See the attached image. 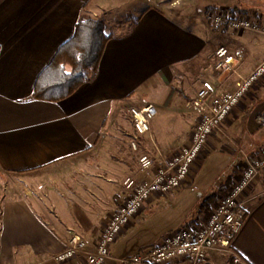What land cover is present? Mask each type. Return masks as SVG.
<instances>
[{"label": "crops", "instance_id": "0c3cea01", "mask_svg": "<svg viewBox=\"0 0 264 264\" xmlns=\"http://www.w3.org/2000/svg\"><path fill=\"white\" fill-rule=\"evenodd\" d=\"M172 1L146 0L135 14L114 21L107 17L112 7L106 0H0V188L7 176L30 178L28 194L18 188L5 198L1 189L0 264H59L52 257L72 235L86 243V252L93 251L126 195L123 181L142 177L138 156H150L156 167L188 142L196 114L185 101L197 87L215 94L232 90L264 58L263 33L213 27L211 32L198 23L208 24L196 13L199 6L194 3L195 16H190ZM233 5L258 12L264 21V2ZM81 14L104 19L106 31L114 33L96 76L62 101L29 99L37 76L71 38ZM219 46L235 56L227 73L214 67ZM147 104L157 113L133 151L134 128L130 133L119 129L124 122L119 112ZM263 121L264 78L210 138L190 183L153 197L139 222L112 246L105 264L153 248L163 234L184 224V214L201 201L189 198L190 189L196 181L208 184L201 168L211 155L223 176L214 187L216 201L197 218L213 209L246 157L264 156ZM240 201L250 205V212L230 248L212 249L206 264H264V175L252 180ZM180 209L185 211L179 217L171 216Z\"/></svg>", "mask_w": 264, "mask_h": 264}, {"label": "built area", "instance_id": "2783aa9c", "mask_svg": "<svg viewBox=\"0 0 264 264\" xmlns=\"http://www.w3.org/2000/svg\"><path fill=\"white\" fill-rule=\"evenodd\" d=\"M179 1L173 0L170 4L175 6ZM226 11V6H219L214 11L196 8V13L213 28L264 34V21L261 19L251 14L224 18ZM213 56L214 67L220 73L233 69L235 56L227 47L219 46ZM262 78L264 58L232 90L215 94L205 87L199 88L191 99L185 101L186 108L196 114L188 142L156 167L150 156L140 154L137 162L142 177H127L123 181L126 195L103 226L95 249L86 252V243L79 236L72 235L67 246L55 253L52 260L59 264H105L112 246L128 226L139 222L146 204L153 197L171 194L190 183L191 172L204 158L210 138L221 130L236 105L254 94ZM127 111L134 128L129 145L137 151L139 139L149 131L157 110L153 104H147L143 107L128 106ZM260 175H264V156L246 157L235 180L206 215L168 231L153 248L121 258L117 264H206L209 251L230 248L233 237L251 210L247 202L240 201V196ZM72 261L74 263H70Z\"/></svg>", "mask_w": 264, "mask_h": 264}, {"label": "trees", "instance_id": "16d2710c", "mask_svg": "<svg viewBox=\"0 0 264 264\" xmlns=\"http://www.w3.org/2000/svg\"><path fill=\"white\" fill-rule=\"evenodd\" d=\"M254 1L264 2V0ZM218 7L219 5H210L206 6L205 10L214 11ZM226 7L224 18L249 14L246 7ZM252 16L259 19L261 17L256 11L252 13ZM137 20L135 18L134 23ZM106 28L104 19L81 14L74 24L71 38L59 47L51 62L37 76L29 99L47 102L62 101L84 83L92 81L96 76L106 44L114 36L113 31L107 32ZM213 199L214 194H210L201 200L195 214L186 224L196 221L199 213L208 207Z\"/></svg>", "mask_w": 264, "mask_h": 264}, {"label": "rangeland", "instance_id": "374dc122", "mask_svg": "<svg viewBox=\"0 0 264 264\" xmlns=\"http://www.w3.org/2000/svg\"><path fill=\"white\" fill-rule=\"evenodd\" d=\"M106 1L109 2L111 7H112V10L108 13L107 17H109V19H113L114 21H117L120 19V17L123 14L130 13L131 11L133 14H135L137 12L138 6L139 5L140 6L145 5L146 0H106ZM237 2H238V0H193V1L192 0H181L178 3L179 5H176V10H178L182 14L195 16L194 3L197 6H199L200 8L202 7V9H205L206 6L219 5V4H223V3L227 4V6L233 7L234 6L233 4L237 3ZM249 13L252 15L253 11L250 10ZM103 17H106V16H103ZM198 20H199L198 23H200L201 25L208 28L211 32L214 30L211 25L203 24L200 21V19H198ZM198 88L199 87H197V90H198ZM119 116L121 118H123L122 120L124 121V122H122L121 126H120V124L118 125V126H120L119 129L123 132H128V133L132 132L133 123H132V120L130 118L128 111H126L125 108L120 109ZM207 156H208V154H207ZM213 156H215V155H211L209 160L206 159L204 161V163L202 164L203 167L201 168V170L206 171V172H204V178H205L204 181H206V182L208 181L207 182L208 184H204V183H202V181H196L194 188L190 189L191 191L193 190L191 196L189 197V198H191V200H194L195 198L203 200L204 198H206L210 194H213L214 192L217 191V190H215L214 187H215V185H219V180L223 175H220V171H218L217 168H214L213 159L215 157L213 158ZM206 176H207V178H206ZM200 178L202 180V175ZM209 180H212V182H210L211 184H213V186H211V188H209V185H210ZM29 184H30V178H28V177H23L22 180H20V178H18V176L16 178L14 176H7L4 180V186L0 188V194H1V189H2V193L4 194L5 198H7V197H10L13 195L14 189H18V188L22 191V193L28 194V192H29L28 185ZM4 196H2V198ZM213 201H216L215 193H214ZM199 204H200V202H199ZM196 208H197L196 206H195V208H193V205L190 206V208L187 210L188 214H184V216H183V223L184 224H186V222L190 221V218H192V216H193V214L190 215V212L193 210V212L195 214ZM183 211H185V210L184 209L175 210V211L171 212V216L175 217V218L179 217V215ZM165 216L166 215H164V217ZM187 217L189 219H186ZM159 223L160 222H156L155 225L157 226V225H159ZM184 224H182V225H184ZM144 230H149V229L146 228Z\"/></svg>", "mask_w": 264, "mask_h": 264}]
</instances>
